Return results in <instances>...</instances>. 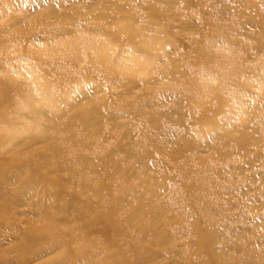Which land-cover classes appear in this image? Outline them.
<instances>
[{
  "label": "rangeland",
  "instance_id": "rangeland-1",
  "mask_svg": "<svg viewBox=\"0 0 264 264\" xmlns=\"http://www.w3.org/2000/svg\"><path fill=\"white\" fill-rule=\"evenodd\" d=\"M114 1L108 18L90 12L97 0L0 12V175L12 168L0 178V264H264V0ZM48 58L72 67L46 94ZM79 110L93 136L58 131ZM51 140L52 169L37 161ZM77 156L99 158L79 175L106 186L89 204L111 205L117 227L78 198L57 213L76 180L62 165ZM149 191L156 210L141 229L126 209Z\"/></svg>",
  "mask_w": 264,
  "mask_h": 264
},
{
  "label": "bare ground",
  "instance_id": "bare-ground-1",
  "mask_svg": "<svg viewBox=\"0 0 264 264\" xmlns=\"http://www.w3.org/2000/svg\"><path fill=\"white\" fill-rule=\"evenodd\" d=\"M39 1V0H37ZM85 1V0H84ZM171 1V3H173L174 0H166L164 1L165 3ZM12 3V0H0V12L4 11L8 5H10ZM14 3V1H13ZM97 3L99 5V7L97 9H92L90 12L92 14H98L101 15V17H105L108 18V16L111 15V6L108 3H115L114 0H97ZM114 9V7H113ZM41 10L37 15L36 18H43L46 16V11ZM98 30L100 31H105V29L102 30V28L100 27ZM104 33H106V35L108 36L107 31H105ZM141 34H139L140 36ZM142 41L140 42L141 46L144 49H150L151 47V42L149 41H145V39L141 38ZM148 59H145L143 62L146 63ZM72 60H68V61H64L60 63V60H56V59H51L48 58L47 60L44 61V63L42 64V66H39V70H41L42 73V78L40 79V82L38 83V86H40V88L44 91V93L48 94L50 93L53 89H55V87H58L59 82L58 80H62L65 77H68L71 73V64ZM104 57L100 56L97 59V62H104ZM175 68H173V72L171 73H177L180 74V65H175ZM176 71V72H175ZM173 75H171L172 77ZM58 82V83H57ZM3 96V94L1 95ZM0 96V99H1ZM203 110L207 111V108L205 107ZM83 111L80 112L79 111H75L74 117L75 119L70 120L69 117H63V122L60 124V127L58 128V131H62L65 134L69 135H74L78 132H82L85 133L87 136H93V134L96 132V129L94 131H90V127L87 126V122L88 120L86 119V116H84ZM204 118V117H203ZM202 118V119H203ZM54 116L51 115V121L52 123L54 122ZM235 142L237 145L241 144V138L240 136H238L237 138H235ZM83 146H85V143H83ZM56 147V143L54 141H50L49 145H47L46 147H44L43 150H40L37 156V161L39 163L40 166H44L47 168L52 169L53 167V160L58 156L56 155V151L54 150ZM19 156L16 157V159H18V164L22 165V163L24 161L20 160L18 158ZM129 156H127L128 158ZM133 159L137 162L140 163L142 162V154L138 153L137 155H135L133 157ZM74 160V161H73ZM72 161L69 162H65L62 165V168L64 170H66V172L68 173V178L69 180L72 178L73 176H76V180L75 183L73 185L72 188V198L69 201H64L59 204V207L57 208V213L63 215L67 210L68 207L74 203V199L75 202L77 200V198L79 199V203L81 202V206L78 208L79 210L86 206L87 209L89 210L90 213H93L94 216L99 217V218H105L108 220V222H110L112 225V227H117L118 224L112 220L111 216H112V206L110 205L108 208L100 205V204H95V205H90L89 202H91V199H96V198H100L104 192H107V188L106 186L102 183L101 181L99 182L98 179H95L96 182L94 181H90L91 179L89 178V176L80 174L79 175V169L83 168L85 170L89 169L92 167V170L94 171L93 168H95V173L97 172V163H99V161L97 162V160H99L98 157H93V158H83L80 156H77L75 159H73ZM96 162V163H95ZM10 168L11 166H6L5 170L3 171V173L0 175V178L5 177V175L7 173L10 172ZM12 169V168H11ZM129 170V171H128ZM128 173L133 171L132 168H128ZM98 176V174H97ZM92 179V180H94ZM131 192V191H130ZM182 192V191H180ZM56 193V192H55ZM183 193V192H182ZM59 197V196H57ZM126 194L124 193H118L116 194V196L114 197L113 203L114 205H125V200H126ZM154 197V192L153 191H149L146 196H139L134 200V204L131 205L130 207H128L126 209L127 211V215H128V220H129V224L132 225H138L140 226L141 229H145V226L143 225V221L144 219L149 216L148 218L151 219V217L153 216V213L155 212L156 208L153 207V205L151 204V199ZM1 209V208H0ZM80 210V211H81ZM81 213V212H80ZM52 221V220H50ZM155 221V220H153ZM152 220H150V222L148 224H152L153 223ZM156 223H154L155 226ZM52 225L53 227V234L50 236L51 239H53L54 241H57L61 238H63V232H60V228L58 226H56L54 223H51L50 226ZM153 227V226H152ZM147 228V227H146ZM149 231V230H148ZM152 231V230H151ZM47 232H45L46 234ZM151 233V232H150ZM164 233V232H163ZM45 234H41V235H45ZM67 234V233H64ZM70 235V234H68ZM65 235V236H68ZM156 236V235H155ZM168 235L165 234H160L157 235V239H165ZM46 237V236H45ZM49 237V238H50ZM209 237V236H208ZM156 239V237H155ZM199 241L201 242V244L208 246L211 243V238H203V240L199 239ZM203 248V247H202ZM204 249V248H203ZM207 253V252H206ZM202 263H205V260L202 259L201 261ZM116 264H122L120 262H117Z\"/></svg>",
  "mask_w": 264,
  "mask_h": 264
}]
</instances>
